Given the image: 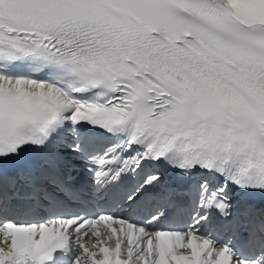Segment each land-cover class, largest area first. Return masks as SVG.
Listing matches in <instances>:
<instances>
[{
    "label": "snow or ice",
    "instance_id": "obj_1",
    "mask_svg": "<svg viewBox=\"0 0 264 264\" xmlns=\"http://www.w3.org/2000/svg\"><path fill=\"white\" fill-rule=\"evenodd\" d=\"M85 258L264 264V0H0V264Z\"/></svg>",
    "mask_w": 264,
    "mask_h": 264
}]
</instances>
